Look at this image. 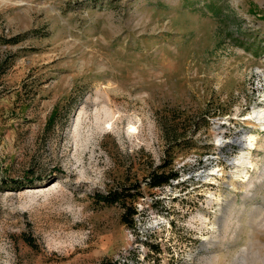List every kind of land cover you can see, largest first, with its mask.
Returning a JSON list of instances; mask_svg holds the SVG:
<instances>
[{
    "label": "rangeland",
    "instance_id": "obj_1",
    "mask_svg": "<svg viewBox=\"0 0 264 264\" xmlns=\"http://www.w3.org/2000/svg\"><path fill=\"white\" fill-rule=\"evenodd\" d=\"M260 108L264 0H0V264H264Z\"/></svg>",
    "mask_w": 264,
    "mask_h": 264
},
{
    "label": "trees",
    "instance_id": "obj_2",
    "mask_svg": "<svg viewBox=\"0 0 264 264\" xmlns=\"http://www.w3.org/2000/svg\"><path fill=\"white\" fill-rule=\"evenodd\" d=\"M180 146V142L178 140H175L171 146H169L168 150H174L173 148H176ZM176 156V153H172L171 157L166 159V157H163L162 163L158 164L155 169L151 170L149 172V175L146 179V186L149 189H153L156 187H163L165 185H170L171 181L173 179H177L179 176L178 169H175L172 160L173 157ZM12 187L11 183L9 181H5V189L7 188H13V189H22L24 188V183L18 182L16 180H13ZM17 183V184H16ZM10 184V185H9ZM140 185L135 182L132 185H119L112 189H108L105 192H96L93 195V200L97 204H104V205H120L123 208V211L120 214V222L123 225H126L130 228L135 227L134 222V216L138 213L137 208L132 204L134 201L138 200L142 193L139 190ZM31 244V243H30ZM155 251H157V247L153 246ZM97 264H120L118 261L105 258L101 260Z\"/></svg>",
    "mask_w": 264,
    "mask_h": 264
},
{
    "label": "bare ground",
    "instance_id": "obj_3",
    "mask_svg": "<svg viewBox=\"0 0 264 264\" xmlns=\"http://www.w3.org/2000/svg\"><path fill=\"white\" fill-rule=\"evenodd\" d=\"M245 122L247 125L251 126V127H256V125H260L261 127L264 128V108H260L258 110H254L251 114H249V116L245 117ZM247 146L245 149H243L241 151V155L236 159V162L234 164L235 167V175L237 177L243 176L242 174H246L245 173V165L247 163H251L250 161H248V159L245 157V153H249L250 149L253 148L252 145L254 144V138L252 135H249V137H247ZM245 144V143H244ZM220 171V170H219ZM234 178V176H233ZM28 192V190H26ZM25 191V192H26Z\"/></svg>",
    "mask_w": 264,
    "mask_h": 264
}]
</instances>
